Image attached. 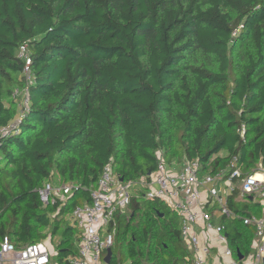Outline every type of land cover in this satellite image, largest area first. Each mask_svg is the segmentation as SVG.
I'll return each mask as SVG.
<instances>
[{"label": "trees", "instance_id": "1", "mask_svg": "<svg viewBox=\"0 0 264 264\" xmlns=\"http://www.w3.org/2000/svg\"><path fill=\"white\" fill-rule=\"evenodd\" d=\"M160 156L212 172L235 157L242 174L264 162V0H0V238L19 248L68 217L66 262L71 211L90 202L104 165L139 179ZM45 181L77 188L43 203ZM237 194L231 208L260 212L248 196L238 210ZM161 202L132 196L116 215L110 264H190ZM225 224L231 247L251 254L254 225Z\"/></svg>", "mask_w": 264, "mask_h": 264}, {"label": "built area", "instance_id": "2", "mask_svg": "<svg viewBox=\"0 0 264 264\" xmlns=\"http://www.w3.org/2000/svg\"><path fill=\"white\" fill-rule=\"evenodd\" d=\"M23 59V73L30 80L31 56L26 43L18 47ZM17 92V90H15ZM14 128V125L11 126ZM8 128V127H6ZM4 127L2 133L7 130ZM234 161L212 172L198 159L186 160L180 169L168 165L162 156L148 177L120 180L112 173L110 163L104 165L96 185L89 191L90 202L76 205L71 211L78 239L73 254L66 257V264H110L105 259L107 250L114 243L116 215L123 212L132 196L160 198L179 211L182 239L192 252L186 261L193 264H258L264 259V162L251 172L242 174ZM135 187L134 191L131 188ZM77 186L71 182L45 181L38 188L43 203L63 200ZM238 197L258 199L260 212L241 214L231 208L230 200L235 190ZM239 210V208H237ZM225 222L236 218L244 224L254 225V251L239 258L237 248H232L227 237ZM51 241V236L48 237ZM34 241L16 247L8 235L0 238V264H53L51 255L56 253L50 242ZM213 250L212 258L209 257ZM218 254L228 257L221 259ZM235 255V256H234ZM111 260V257H110Z\"/></svg>", "mask_w": 264, "mask_h": 264}, {"label": "rangeland", "instance_id": "3", "mask_svg": "<svg viewBox=\"0 0 264 264\" xmlns=\"http://www.w3.org/2000/svg\"><path fill=\"white\" fill-rule=\"evenodd\" d=\"M15 93V95H19L20 97L23 95V93L21 92V91H18L17 90V92H14ZM164 160H165V162L167 163L168 161H169V157H166L165 156V158H164ZM172 164H174V168L175 169H180L181 168V164H177V163H172ZM171 164V165H172ZM115 176V175H114ZM116 177V176H115ZM135 190V187H132L131 188V191H134ZM141 196V195H140ZM235 200H237L238 201V203H237V207L236 208H239V209H241V208H243V206H244V204L247 202L245 199L247 198L246 196H240V197H238V195H235L234 197H233ZM159 200H161L162 202L160 203V206H162V207H164L165 209H168V210H171L170 211V213L171 214H167V216L169 215V216H173V215H176V216H178L177 217V219H178V223H177V227H178V229H179V236H180V239H181V242H182V244H183V246H184V249H183V251L181 252V253H183L184 255H185V257L186 256H191L192 255V252L188 249V246H187V244H185L184 243V241H183V239H182V236H181V232H180V225H181V219H180V213H179V211L176 209V208H174V207H172L171 205H169L165 200H162V199H160V198H158ZM258 201V199L255 197V199H254V202H257ZM124 211H126V213L128 214L129 213V211L130 210H127V209H124ZM123 211V212H124ZM67 216H69V215H67ZM166 216V217H167ZM168 216V217H169ZM174 217V216H173ZM69 218L68 217H64L63 218V221L59 224L60 225V227H59V229L57 230V232H55L54 234H52V236H51V241H49V239H48V237H49V235H50V231L51 230H48V231H46L43 235H42V237L41 238H39L40 240H42V241H49L50 243V247H52V249H54V251H56V253H54V254H52L51 255V262L53 263V264H66V262H65V256H59L58 255V241H59V237H60V231H61V228H62V226H63V222H66L67 220H68ZM77 231V229L75 230V232H74V239H78V233L76 232ZM118 247H119V245L117 244V243H115L113 246H112V250H113V253L114 254H116L117 252H118ZM73 248L75 249V247L73 246ZM185 249H186V251H185ZM119 251H120V249H119ZM183 255V256H184ZM212 256H213V250L211 249V253H210V255H209V257L210 258H212ZM235 256V255H234ZM127 261H125V263H126ZM193 261H190V264H193L192 263Z\"/></svg>", "mask_w": 264, "mask_h": 264}, {"label": "water", "instance_id": "4", "mask_svg": "<svg viewBox=\"0 0 264 264\" xmlns=\"http://www.w3.org/2000/svg\"><path fill=\"white\" fill-rule=\"evenodd\" d=\"M149 173H150V171H148V174ZM120 180H122V177H120ZM160 216H162V213H160ZM236 252H237L238 257L241 258L242 254L240 253L238 248L236 249ZM110 257H111V249H108L107 250V255L105 256V259H106L107 262H110ZM263 261H264V259H263Z\"/></svg>", "mask_w": 264, "mask_h": 264}, {"label": "crops", "instance_id": "5", "mask_svg": "<svg viewBox=\"0 0 264 264\" xmlns=\"http://www.w3.org/2000/svg\"><path fill=\"white\" fill-rule=\"evenodd\" d=\"M260 211V210H259ZM251 212V211H250ZM251 213H256V212H251ZM226 225V224H225ZM218 256L221 258V259H223V260H228V257H225V256H222V255H220V254H218Z\"/></svg>", "mask_w": 264, "mask_h": 264}]
</instances>
